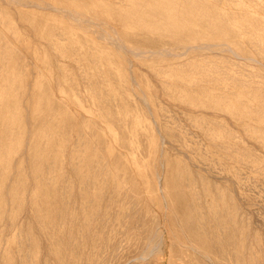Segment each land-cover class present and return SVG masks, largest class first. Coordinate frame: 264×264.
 I'll return each mask as SVG.
<instances>
[{
  "label": "rangeland",
  "instance_id": "374dc122",
  "mask_svg": "<svg viewBox=\"0 0 264 264\" xmlns=\"http://www.w3.org/2000/svg\"><path fill=\"white\" fill-rule=\"evenodd\" d=\"M33 1L42 4L41 0ZM45 1L99 17L103 28H112L126 43L148 50L178 47L182 41L198 44L218 39L222 36L218 31L227 30L222 38L227 37L231 46L241 54H232L231 50L225 51L218 47L209 50L198 48L194 49L198 51H184L181 56H155L135 62L136 66L132 70L137 74L136 78L141 86L148 91L150 111L138 101L134 92L136 87L133 85L129 89L130 85L119 70V62H108L103 58L112 45L97 38L95 32L77 27L63 13L19 4L15 11L17 20H14L8 36L14 45L23 48L21 53L24 57L20 59L22 62L54 60L62 64L66 72H75L72 65L76 63L83 64L82 69L78 70L82 74L92 73L95 64H102L101 69L95 73V78H103L96 90L83 78L78 84L80 94H71L65 89L58 90V97L47 102L50 107L47 109L46 122L35 124V129L44 135L39 151L41 158L45 159L51 153H55V158L60 157V150L70 132L78 127L74 122L73 112L61 109L60 98L70 104L76 101L80 105L77 109L105 139L104 152L115 155L114 159L119 161V174L133 175V178L142 183L145 191L152 189L151 192H156V186L160 187H157L160 191L166 185L164 191L172 190H169L170 194L164 192L170 195L167 198L174 199V203L168 199L172 205H180L184 201L187 205V199L188 204L190 201L196 204L193 191L189 189L185 190L192 193L185 190L180 193L185 195V199L188 197L186 200L183 196L175 195L176 193L174 195L178 198L172 195L180 181L190 180V189L197 185L200 188L205 186L201 188L204 189V194H201L208 200L203 203L207 204L206 207L211 200L208 207L212 212L211 218L221 217L232 222L235 220L236 223L240 222L237 225L244 230L246 256L244 260L239 259L237 262L232 258V264H264V15L256 14L253 3L245 5L244 0ZM14 14L7 4L0 5V16L4 22L7 23ZM247 25H252L253 29L250 30ZM0 28L6 31L8 23ZM26 45H32V49L24 51ZM47 48L52 51V55L55 53L48 58L49 61L33 58L34 54L42 53ZM132 57L136 58L134 55ZM194 59L199 61L195 62ZM67 78L71 79L69 76ZM39 81L40 77L35 76L31 78L30 84L37 86ZM14 97L15 92L10 91L8 100ZM103 112H110L114 116V122L101 116ZM13 113L12 107L3 105L4 119H8ZM1 132L3 129L0 127ZM155 143L164 148L161 158L164 159L162 177L165 178H160L157 182L159 184H152L151 176ZM81 148L75 143L72 145V152L78 154ZM87 148L89 156H80L75 160L80 165H85L82 167L83 175H89L96 182L95 188L88 192L96 196L104 192L100 190L101 184L106 180L113 181L115 171L112 165H107L102 170L103 173L99 175L98 171L92 176L86 166L96 160L105 163L107 159L103 156H99V159L95 157L94 144H88ZM4 163L5 157L0 155V183L9 181L5 175L7 169ZM22 163L23 158L18 161V164ZM68 175L65 173L61 177L57 173L55 177L58 184L61 182L57 189L58 196L62 193L67 196L69 192L68 185L71 181ZM14 179L24 180L25 172L21 171ZM39 188L49 190V184L37 176L36 186L30 194L37 195ZM85 190H81L83 194L87 193ZM23 192L24 188L16 186H10L6 190L13 199H17ZM182 204L181 206H185ZM2 207L0 203V209ZM153 208L158 210L157 205ZM208 210H205L206 217H210L207 215ZM237 247L236 252H240L239 244ZM184 263V258L166 235L162 259L155 264Z\"/></svg>",
  "mask_w": 264,
  "mask_h": 264
},
{
  "label": "bare ground",
  "instance_id": "6f19581e",
  "mask_svg": "<svg viewBox=\"0 0 264 264\" xmlns=\"http://www.w3.org/2000/svg\"><path fill=\"white\" fill-rule=\"evenodd\" d=\"M244 1L245 5L253 3L255 6L253 11L256 14L264 15V0ZM40 2L42 4L35 3L33 0H0V5L7 4L15 13L12 19H8L7 30L4 31L0 28V127L3 129V132L0 133V155L5 157L4 166L7 169L5 175L9 179L6 183H0V203L3 206L0 209V264H155L156 262L160 263L162 259L166 235L176 251L184 258V264H232V258L236 259V262L243 259L246 256L247 245H243L245 242L244 230L242 231L239 228L240 225H237L240 222L236 223L235 220L232 222L229 221L230 219L227 221L221 217L211 218L212 212L208 210L211 200L209 206L206 207L207 204L203 203L208 200L201 194L204 190L201 188H205V186L200 188L197 185L192 190L190 189V183H192L190 180L180 181L172 195L176 193L175 195L181 197L183 194L180 193L189 189V191H193L194 195H192L196 204L191 201L188 204V197L186 196V200L184 195L183 198L187 201V205L182 200L185 206H181V203L180 205L174 204L175 207L170 202L174 199L170 200L167 198L170 195L165 194L167 192L170 194L169 190H171L164 191L166 185L163 190L159 189L160 191L157 190L158 186L155 187L156 192H151L152 189L145 191L141 186L142 183L133 178V175L119 174L117 171L118 165H120L119 161L114 159L115 155H107L104 152L105 139L93 128L94 125L86 119L85 115L77 109L80 105L76 101H72L73 104H70L64 98H60L61 109L73 112L74 122L78 125L75 130L70 132L60 150V157L55 158V153H51L49 157L41 158L39 151L44 135L35 129V124L46 122L47 109L50 107L47 102L58 97L56 93L58 90L65 89L71 94H80L81 89L78 84L79 80L83 78L96 90L103 78H95V73L101 69L102 64H95L92 73L82 74L78 70L83 64H71L76 71L66 72L62 64L54 62L53 59V62L36 63L31 61L32 59L31 62L29 60L22 62L20 59L23 56L21 53L23 48L14 45L8 36L14 26V20L15 22L17 20L15 11L19 4L63 13L77 27L95 32L97 38L112 45L111 49L105 52L103 58L108 62H112V60L119 62V70L128 82L127 84L130 85L129 89L133 85L136 87L134 92L138 101L144 105L147 111H150L148 91L141 86L136 78L137 74L132 70L135 62L155 56L167 58L181 56L184 51L198 48H203V50L208 48L209 50V48L218 47L225 51L231 50L232 54H241L238 49L231 46L232 43L228 42L227 37L226 39L222 38L224 34H227V30H219L218 32L222 36H219L218 39L205 40L198 44L182 41L178 47L148 50L126 43L112 28H103L99 17L67 6H56L45 0ZM2 18L0 16L1 27L3 24H7ZM24 26L26 27V24ZM247 26L250 30L253 29L252 25ZM262 29L264 30V21ZM24 49V51L32 49V45H26ZM53 55L52 51L47 48L42 53L34 54L33 58L36 60L37 58L48 59ZM133 55L136 56L135 59L132 57ZM43 59L40 60L43 61ZM194 61L198 62L199 60L194 59ZM35 76L40 77L37 86L30 84L31 78ZM67 76L71 79L69 80ZM70 81L73 83H69ZM10 91L15 92V97L9 101ZM97 94L99 95V93ZM85 97L86 95H84V100ZM81 104L83 105L82 102ZM3 105L14 109V113L8 119L3 118ZM101 107L103 106L101 105ZM101 116L106 117L109 121L114 119L110 112H103ZM138 139L140 140V138ZM75 143L78 147H82L78 154L72 152V145ZM156 143L154 168L151 173L152 184L159 182L160 178H165V176L162 177L164 159L161 158L164 148H162L163 145L160 146ZM88 144H94L95 157L99 159V156H103L107 159L105 160L107 162L104 163L96 158L93 164L86 166L91 175L95 176L98 171H100V175L107 165H112V169L115 171L113 181L106 180L99 186L100 190L104 192L100 195L97 194L98 196L93 195L92 192L88 194L90 189L95 188L96 182L90 179L89 175H83L82 167L85 165H80L75 160L80 156H89ZM21 158H23V163L18 164ZM21 171L25 172V179L15 180L14 176ZM57 173L61 177L65 173L69 174L67 177L71 184L68 185L67 196L62 195L63 193L57 195V189L60 188L61 183L58 184L55 181ZM37 176L49 184V190L39 188L37 195H31L30 191L36 186ZM163 183L162 187L165 184ZM196 184L201 185V183ZM10 186L24 188V192L17 199H13L6 193ZM199 188L200 191H197ZM82 189H86L87 193L83 194ZM189 191L188 193H192ZM172 195L171 198H173ZM175 195L174 197H176ZM154 205H157L159 212L153 208ZM206 209L210 213L206 211L208 213L206 214L210 217L204 215ZM238 244L240 252H236Z\"/></svg>",
  "mask_w": 264,
  "mask_h": 264
}]
</instances>
